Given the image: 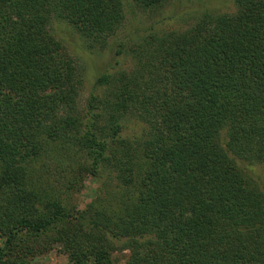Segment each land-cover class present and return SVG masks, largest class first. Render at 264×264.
<instances>
[{"label": "trees", "instance_id": "1", "mask_svg": "<svg viewBox=\"0 0 264 264\" xmlns=\"http://www.w3.org/2000/svg\"><path fill=\"white\" fill-rule=\"evenodd\" d=\"M234 2V12L206 14L170 36L160 56L168 83H146L137 93L132 79L121 81L108 136L116 137L130 108L156 121L144 160L125 163L93 130L91 104L82 133L70 135L79 122L59 113L71 99L69 61L49 30L54 17L103 40L123 18L122 0H0V264H29L30 243L73 218L57 197L37 207L38 192L26 190L28 165L44 141L73 137L91 175L115 162L136 188L105 215L112 227L93 223L123 241L126 264H264V192L239 164L264 161V0ZM81 242L72 241V264H113L101 243Z\"/></svg>", "mask_w": 264, "mask_h": 264}, {"label": "rangeland", "instance_id": "2", "mask_svg": "<svg viewBox=\"0 0 264 264\" xmlns=\"http://www.w3.org/2000/svg\"><path fill=\"white\" fill-rule=\"evenodd\" d=\"M122 4L123 18L103 40L86 36L66 20L54 17L50 20L49 30L61 42L69 61L68 92L71 99L60 106L59 113L72 116L79 122V130L71 131L70 135H80L90 113H93V130L100 137H107L109 144L121 151L123 162L131 158L136 163L139 158H145L142 147L156 121L151 112L130 108L119 120L122 128L116 137L108 136L113 94L121 81L132 79L131 87L136 88L137 93L143 91L146 83L151 87L168 83V68L160 56L166 53L164 47L166 41H171L170 36L187 31L206 14L234 12L236 4L234 0H162L151 7L134 0H122ZM103 75H106V81L98 82ZM136 81L140 82L141 89L135 86ZM232 152H237L235 147ZM243 158L239 164L250 185L264 192V161ZM114 163L112 166L103 165L91 175L87 171L89 158L77 138H48L44 141L40 153L28 165L30 179L26 190L38 192L40 204L37 207L57 197L73 218L50 232L48 237L41 236L30 243L35 250L29 264H72L69 252L76 249L72 244L74 240L85 244L101 243L113 264H126L130 252L123 241L111 237L107 228L93 226L95 221L105 223V215L111 214L115 205L120 203L119 199L128 202L129 197L136 195L135 186L123 181L121 175L124 173L115 169ZM5 197L9 195L5 194ZM3 211H6L4 206L0 213ZM105 224L108 227L113 225ZM65 235L71 239L64 241L62 237Z\"/></svg>", "mask_w": 264, "mask_h": 264}]
</instances>
